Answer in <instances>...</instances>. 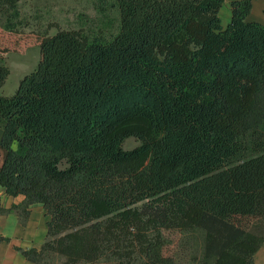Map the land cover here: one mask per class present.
Instances as JSON below:
<instances>
[{"label": "trees", "instance_id": "1", "mask_svg": "<svg viewBox=\"0 0 264 264\" xmlns=\"http://www.w3.org/2000/svg\"><path fill=\"white\" fill-rule=\"evenodd\" d=\"M117 1L111 41L44 35L36 68L0 93V186L26 196L15 207L23 221L37 203L51 215L42 248L23 254L34 264H177L166 232H201L198 264H254L264 24L247 21L252 0L232 2L225 28V0ZM18 2L0 0L4 30L19 31ZM10 73L0 62V88ZM131 136L141 143L126 150Z\"/></svg>", "mask_w": 264, "mask_h": 264}, {"label": "rangeland", "instance_id": "2", "mask_svg": "<svg viewBox=\"0 0 264 264\" xmlns=\"http://www.w3.org/2000/svg\"><path fill=\"white\" fill-rule=\"evenodd\" d=\"M17 32L4 30L10 9L0 7V44L13 40L22 49L1 50L0 62L6 64L11 73L4 84V92L14 94L21 79L34 70L40 60V40L44 35H53L59 30L80 29L91 40L111 41L120 31L122 19L117 0H19ZM5 43V44H4ZM4 47V46H3ZM141 141L127 137L122 147L135 148ZM170 238L167 253L174 254L177 264H198L202 233L183 235L176 231L166 232ZM179 237H193L190 244L179 243Z\"/></svg>", "mask_w": 264, "mask_h": 264}, {"label": "crops", "instance_id": "3", "mask_svg": "<svg viewBox=\"0 0 264 264\" xmlns=\"http://www.w3.org/2000/svg\"><path fill=\"white\" fill-rule=\"evenodd\" d=\"M225 0L220 8L221 24L225 28L232 20V2ZM247 21L264 24V0H252V9L247 16ZM0 88V93L10 95ZM3 135L2 118L0 116V168L2 167L7 150L1 145ZM24 194L9 195L4 186H0V264H34L24 254L23 250L32 248L41 249L44 245L51 215L40 204L31 205L24 221L20 212L15 208L24 204ZM254 264H264V245L254 254Z\"/></svg>", "mask_w": 264, "mask_h": 264}]
</instances>
